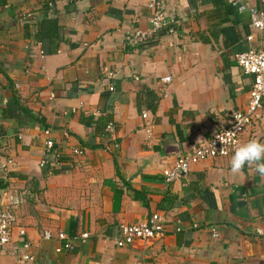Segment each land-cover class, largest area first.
Listing matches in <instances>:
<instances>
[{
	"label": "crops",
	"instance_id": "obj_1",
	"mask_svg": "<svg viewBox=\"0 0 264 264\" xmlns=\"http://www.w3.org/2000/svg\"><path fill=\"white\" fill-rule=\"evenodd\" d=\"M164 6L153 32L151 0H0V209L15 218L0 264H264V178L252 167L233 175L232 154L182 180L162 174L246 107L252 78L235 56L264 52V32L226 0ZM46 10L51 44L33 39ZM262 106L238 147L264 144ZM153 214L162 233L115 246L120 226ZM46 231L71 248L57 253L64 243Z\"/></svg>",
	"mask_w": 264,
	"mask_h": 264
},
{
	"label": "built area",
	"instance_id": "obj_2",
	"mask_svg": "<svg viewBox=\"0 0 264 264\" xmlns=\"http://www.w3.org/2000/svg\"><path fill=\"white\" fill-rule=\"evenodd\" d=\"M227 3L238 12L247 13L249 17V25L251 29L257 32H264V0H260L262 8L249 7L240 0H226ZM151 7L153 16L151 19L152 31L156 32L166 27V14L164 0H151ZM145 34L138 32L136 37L144 38ZM248 39H251L249 37ZM44 56L40 52V58ZM236 64L242 71L252 78V87L248 92V102L243 110L233 111L229 115L228 125L218 131L213 137L198 145L190 154L178 157L174 165L162 171L164 180L170 182L173 180H182L186 177L190 167L199 162L213 160L216 158H225L234 154L238 147L240 137L247 131L254 121L258 120L261 115L262 100L264 98V52L263 51H248L235 56ZM169 78H164L163 83L169 82ZM142 118L146 119V114H142ZM106 132H113V125L106 126ZM49 135V130L44 132ZM46 149L48 152L53 149V142L46 141ZM74 155H81V150L74 149ZM58 154L55 155L57 157ZM11 161L2 165L5 170ZM45 161H41L40 165L44 166ZM15 218L9 209H0V247L10 245L12 237V229ZM163 231L162 221L158 214L151 215L145 223L136 225H122L119 227V233L115 241L117 248L131 245L135 240H149L153 239ZM258 235H263L261 230H257ZM20 239L25 235V231L20 229L18 232ZM212 236L217 237L215 230H212ZM45 240L55 238L57 241L63 242V246L56 250L59 253L61 250H69L71 246L66 241V235L62 232L57 233L55 236L50 231L42 234ZM81 239H86L87 234H82ZM23 249H28L30 243L22 242ZM23 261H33L30 255H24Z\"/></svg>",
	"mask_w": 264,
	"mask_h": 264
},
{
	"label": "clouds",
	"instance_id": "obj_3",
	"mask_svg": "<svg viewBox=\"0 0 264 264\" xmlns=\"http://www.w3.org/2000/svg\"><path fill=\"white\" fill-rule=\"evenodd\" d=\"M230 171L233 175L241 174L245 165L264 178V144L257 140H250L236 148L230 162Z\"/></svg>",
	"mask_w": 264,
	"mask_h": 264
},
{
	"label": "trees",
	"instance_id": "obj_4",
	"mask_svg": "<svg viewBox=\"0 0 264 264\" xmlns=\"http://www.w3.org/2000/svg\"><path fill=\"white\" fill-rule=\"evenodd\" d=\"M45 13V17L35 24V33L33 39L35 42H49L51 44L57 39L58 22L56 19L49 17L47 10Z\"/></svg>",
	"mask_w": 264,
	"mask_h": 264
}]
</instances>
